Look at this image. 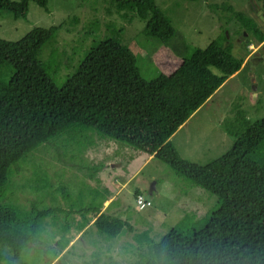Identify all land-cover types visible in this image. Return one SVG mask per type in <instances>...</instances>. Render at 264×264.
Instances as JSON below:
<instances>
[{"label": "trees", "instance_id": "obj_1", "mask_svg": "<svg viewBox=\"0 0 264 264\" xmlns=\"http://www.w3.org/2000/svg\"><path fill=\"white\" fill-rule=\"evenodd\" d=\"M34 1L46 4V0ZM120 1L134 2L147 34L161 41L174 35L169 15L157 4ZM28 2L0 0V9L18 15L27 10ZM228 6L247 21L246 31L256 42L264 41V30L252 16ZM59 28L60 24L34 26L17 39L0 37V264H15L51 218L54 222L59 210L67 222L70 217L76 232L90 220L68 201L65 190L64 206L20 201L19 192L33 186V181L39 183L33 165L30 175L12 185L13 175L24 170L27 159H37L31 151L46 154L47 146L60 145L56 158L72 161L88 149L95 151L98 146L92 147L104 139L127 143L160 159L217 196L216 206L202 219L195 220L186 212L157 239L149 228L138 231L126 218L94 210L98 216L93 224L100 234L113 238L131 233L127 250L133 259L126 264H264V116H236L227 126L233 136L229 148L204 163L183 157L170 139L228 77L229 61L220 43L211 39L203 47L194 46L174 70L145 79L131 48L105 38L59 86L40 59L44 44L56 38ZM212 66L220 71H213ZM78 213L82 219L76 224ZM70 226H62L65 239L56 240L54 256L72 246L74 234L63 233ZM105 255L111 264L119 263L112 254ZM100 258L88 264H99Z\"/></svg>", "mask_w": 264, "mask_h": 264}, {"label": "rangeland", "instance_id": "obj_2", "mask_svg": "<svg viewBox=\"0 0 264 264\" xmlns=\"http://www.w3.org/2000/svg\"><path fill=\"white\" fill-rule=\"evenodd\" d=\"M150 1L169 15L176 29L166 41L143 30L144 20L137 14L134 2L120 0H46L45 6L29 0L27 10L18 15L0 9V37L17 39L34 26L60 24L56 38H49L40 52L45 71L59 86L84 55L105 38L112 37L131 48L145 79L160 72H171L192 47H203L216 39L229 61L225 67L229 74L242 67L235 76L225 80L171 138L183 157L204 163L229 148L233 136L228 133L227 126L236 116L252 119L264 116V41L256 42L251 32L246 31L247 21L228 6L252 16L264 30V3L263 0ZM244 31L246 34L242 36ZM211 68L220 71L214 66ZM256 76L258 84L254 87ZM96 146L95 151L88 149L72 161L56 158L60 145L47 146L46 154L31 151L37 159H27L24 170L18 176L13 175L12 185L16 186L30 175L33 165L40 176L39 183L36 185L33 181V186L29 184L24 192H19L20 201L28 204L36 200L41 205L51 201L64 206L67 200L62 198L65 195L62 191L65 190L68 201L78 199L82 202L84 196L81 197V193L87 190V183H92L98 192H115V203L116 200L124 201L125 217L135 224V230L149 228L156 239L174 226L184 213H192L195 220H200L216 206L215 194L176 173L160 159L150 157L145 160L146 154L113 139L98 141L92 148ZM90 152L93 153L91 157ZM107 162L115 170L114 174H109L112 183L105 181L102 172ZM55 172L64 177L57 178ZM94 174H98L100 180ZM123 182L126 184L116 192V187ZM152 182L154 189L150 193ZM58 185L61 188L57 190ZM136 191L150 203L140 206ZM79 213L77 218L81 216ZM155 216L158 219L153 221ZM65 217L63 212L57 211L54 222L51 218L15 264H46L48 261L50 264H88L96 256L102 257L99 264H111L113 262L105 257L107 253L119 261L117 264H126L133 259L127 250L130 248L127 242L132 241L130 232L109 238L93 230L94 226L75 238L68 252L62 250L54 256L56 240L65 239L61 236L62 226L71 225L63 229L66 236L76 232L70 217L68 222ZM57 233L60 236L55 238Z\"/></svg>", "mask_w": 264, "mask_h": 264}, {"label": "crops", "instance_id": "obj_3", "mask_svg": "<svg viewBox=\"0 0 264 264\" xmlns=\"http://www.w3.org/2000/svg\"><path fill=\"white\" fill-rule=\"evenodd\" d=\"M240 68H238L236 72L231 73L232 75L229 74L230 77H227L225 80H228V79L232 78L233 76H235ZM186 121L187 120H185L183 123H185ZM178 128H177V130H178ZM177 130H175V132L171 135L170 139L172 138V136L174 134H176ZM173 144L175 145V147L178 150L177 144L175 142H173ZM150 157H152V156L151 155L147 156V159H145V160H148ZM114 166L119 167L120 164H114ZM112 167L113 166H110L109 163L107 162L102 168V172H103V176L105 177V181L110 182V183H112V182H111L109 174L112 175L115 172V170L112 169ZM139 168H140V166H139ZM93 176L95 178H97L98 180H100V177L98 176V174L97 175L94 174ZM87 184H88L87 190H83V192L81 193V197H82V194L84 196V198H82L83 199V201H82L83 203L81 201H79L78 199H75V200L70 199V200L72 201V203H75L76 210L80 211V212L81 211L82 212H86V216L89 217L90 220L87 223V225L81 231L75 232V234L73 236V239L70 241V243L72 241H74L75 238L80 237L81 234H83V232L85 230H87L91 226H94L93 221L98 216V214H94L95 212H93L96 209L98 210V212L104 211V212H106L108 214L118 215V216H120L122 218H126L125 217L126 214L124 212L125 211L124 201L123 200L122 201L116 200V203H115V198H114L115 192L114 193L105 192L104 190H103V192L102 191L98 192V191H96V188H95V186L92 183H87ZM125 184H126V182H123L120 186L116 187V192H118V190L120 188H122ZM153 189L154 188H152V191H153ZM137 193H139V191H136L135 194H137ZM96 199H98V202H94ZM99 204H101V206ZM98 207H99V209H98ZM75 219H77V222H76V224H77L78 220H81L82 218H81V216L77 218V214H76V218ZM156 219H158V218H156V216H155V218H152L153 221H155ZM93 230H96V228H94ZM92 233H94V232L92 231Z\"/></svg>", "mask_w": 264, "mask_h": 264}, {"label": "built area", "instance_id": "obj_4", "mask_svg": "<svg viewBox=\"0 0 264 264\" xmlns=\"http://www.w3.org/2000/svg\"><path fill=\"white\" fill-rule=\"evenodd\" d=\"M136 201L140 204V206L150 203V201L148 199H144L141 194L136 195Z\"/></svg>", "mask_w": 264, "mask_h": 264}, {"label": "water", "instance_id": "obj_5", "mask_svg": "<svg viewBox=\"0 0 264 264\" xmlns=\"http://www.w3.org/2000/svg\"><path fill=\"white\" fill-rule=\"evenodd\" d=\"M246 34V31H244L243 33H242V36L243 35H245ZM253 82H254V87H256V81H255V78L253 79ZM152 188H154V183L152 182L151 184H150V189H149V192H152Z\"/></svg>", "mask_w": 264, "mask_h": 264}]
</instances>
